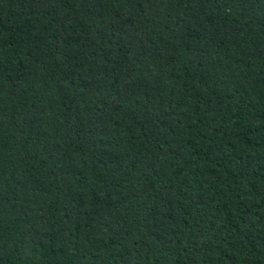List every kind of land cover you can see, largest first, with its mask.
<instances>
[{
  "label": "trees",
  "instance_id": "1",
  "mask_svg": "<svg viewBox=\"0 0 264 264\" xmlns=\"http://www.w3.org/2000/svg\"><path fill=\"white\" fill-rule=\"evenodd\" d=\"M0 264H264V0H0Z\"/></svg>",
  "mask_w": 264,
  "mask_h": 264
}]
</instances>
